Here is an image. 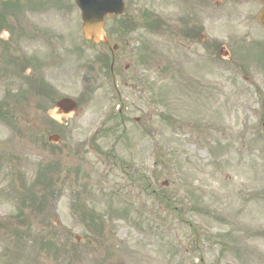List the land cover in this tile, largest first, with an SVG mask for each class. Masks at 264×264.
<instances>
[{
	"label": "rangeland",
	"instance_id": "rangeland-1",
	"mask_svg": "<svg viewBox=\"0 0 264 264\" xmlns=\"http://www.w3.org/2000/svg\"><path fill=\"white\" fill-rule=\"evenodd\" d=\"M23 1L27 38L11 37L25 62H0V104L12 113L0 117V264H264L261 4L125 0L121 18L136 26L128 45L113 37L111 78L74 0ZM148 16L155 31L142 27ZM195 26L203 39H186ZM38 77L79 110L52 123V99L31 89ZM47 165L52 194L33 212L23 186Z\"/></svg>",
	"mask_w": 264,
	"mask_h": 264
},
{
	"label": "flooded vegetation",
	"instance_id": "flooded-vegetation-1",
	"mask_svg": "<svg viewBox=\"0 0 264 264\" xmlns=\"http://www.w3.org/2000/svg\"><path fill=\"white\" fill-rule=\"evenodd\" d=\"M192 3L198 2V6L203 5V0H191ZM28 2V0H27ZM27 4L24 3L23 0H0V31L1 33L5 32L7 34V37H2L0 33V62H6L11 64H16L17 69L21 68L22 62H25V58L23 55H21V59L19 60L18 57L13 56L12 54V47H15L17 45H12V33L15 32L16 34L20 33L22 36V39L27 38V10H26ZM198 26V25H196ZM193 27L192 29H185L183 31V36L186 37V39L193 40L197 35L202 40L203 35L200 32L199 28ZM117 37L118 43H124L126 45L129 44V41L126 38H123L124 34L123 32H117L115 35L111 33V35L108 37V41L110 45L117 43L113 41V37ZM117 43V44H118ZM119 45V44H118ZM210 46V45H209ZM211 46H217L214 43L211 44ZM108 48V47H107ZM220 48V45H219ZM13 56V57H12ZM24 71V70H23ZM25 73V71H24ZM37 81L41 84L40 86V93L43 95L45 92V82L42 80L41 77L37 78Z\"/></svg>",
	"mask_w": 264,
	"mask_h": 264
},
{
	"label": "water",
	"instance_id": "water-1",
	"mask_svg": "<svg viewBox=\"0 0 264 264\" xmlns=\"http://www.w3.org/2000/svg\"><path fill=\"white\" fill-rule=\"evenodd\" d=\"M80 9L82 19V32L86 40L95 43L99 41L107 42L103 30L104 19L107 17L122 15L124 13L123 0H75ZM262 4L261 9L256 15L257 21L264 26V0H259ZM116 49V46H113ZM77 109V103L68 97H63L55 103V109L51 115L65 114L70 115ZM48 139L52 142H58L59 136L50 135Z\"/></svg>",
	"mask_w": 264,
	"mask_h": 264
},
{
	"label": "trees",
	"instance_id": "trees-1",
	"mask_svg": "<svg viewBox=\"0 0 264 264\" xmlns=\"http://www.w3.org/2000/svg\"><path fill=\"white\" fill-rule=\"evenodd\" d=\"M143 24H144V26L146 28H149V29L157 26L155 20H145L143 22ZM133 26H134L133 22H126V23H124V27L125 28H132ZM97 59L102 64L101 65V69L104 68V69L108 70V68H109V59L107 57H105L104 55L98 56ZM43 175H44V178H43ZM42 179H43V182H41V184H42L43 187H46L47 188V187H50L53 184V182H52V180L50 178H46L45 177L44 171H41L39 173V176H38V180L39 181H42ZM28 194L30 196L29 199H31L29 201L32 202V205H35L36 208L41 207V205L44 202L47 201V195H46V193H45V197L42 196V197H40V199L36 197V195L38 193L37 192H33V190H30ZM18 235L20 236L21 234L18 233Z\"/></svg>",
	"mask_w": 264,
	"mask_h": 264
}]
</instances>
